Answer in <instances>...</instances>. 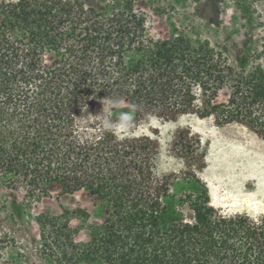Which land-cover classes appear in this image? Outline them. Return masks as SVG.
I'll return each mask as SVG.
<instances>
[{
  "label": "trees",
  "instance_id": "1",
  "mask_svg": "<svg viewBox=\"0 0 264 264\" xmlns=\"http://www.w3.org/2000/svg\"><path fill=\"white\" fill-rule=\"evenodd\" d=\"M147 24L127 2L0 0V186L39 193L58 184L63 194L86 190L104 201L93 241L77 245L66 234L57 264H264V215H225L211 204L199 177L208 143L198 133L175 131L180 176L157 175L155 132H111L86 116L112 96L132 121L190 114L264 139V69L253 65L264 54L229 53L225 38L180 28L154 38ZM177 179L178 196L170 188ZM8 206L22 217L16 198ZM49 236L58 241L53 226Z\"/></svg>",
  "mask_w": 264,
  "mask_h": 264
},
{
  "label": "rangeland",
  "instance_id": "2",
  "mask_svg": "<svg viewBox=\"0 0 264 264\" xmlns=\"http://www.w3.org/2000/svg\"><path fill=\"white\" fill-rule=\"evenodd\" d=\"M86 6L101 7L129 3L136 11L145 13L146 34L165 38L180 28L190 37L214 40L225 38L229 53L264 54V0H81ZM253 63H244L249 70ZM254 66L264 69V60ZM103 103L88 109L87 117L102 113ZM105 111H108L105 102ZM121 112H131L125 103L112 109L119 119ZM133 115V113H132ZM136 134H154L159 152L154 162L157 175L175 172L180 176L182 161L171 152L175 131L190 127L208 143L206 167L199 177L207 184L211 204L222 214L246 213L250 217L264 215V139L243 126L216 125L211 118L182 115L176 120L152 116L147 120H124L118 126ZM181 179L173 180L171 193L176 196L184 189ZM192 191L191 188H187ZM16 198L23 204L17 219L8 203ZM106 204L86 190L63 194L58 184L46 192L33 193L18 182L13 188L0 186V264H57L62 259L65 235L77 245L93 241L95 229L105 218ZM186 216L191 214L183 207ZM52 222L54 225L47 224ZM58 234L54 241L49 232ZM51 235V234H50ZM50 241V242H49ZM51 249L48 245H51ZM58 258V259H59ZM83 264H108L101 260H86Z\"/></svg>",
  "mask_w": 264,
  "mask_h": 264
},
{
  "label": "clouds",
  "instance_id": "3",
  "mask_svg": "<svg viewBox=\"0 0 264 264\" xmlns=\"http://www.w3.org/2000/svg\"><path fill=\"white\" fill-rule=\"evenodd\" d=\"M105 102H107V106H108L107 112L105 111ZM122 102H123L122 98L114 99L112 96L106 97L102 101L103 103L102 113L93 117L98 118L100 120V124L102 127L105 128V130L115 132L116 128L120 125L122 121L124 120L130 121L132 119L131 112H121L119 119L116 121H113L111 119L112 109H114L118 104Z\"/></svg>",
  "mask_w": 264,
  "mask_h": 264
}]
</instances>
